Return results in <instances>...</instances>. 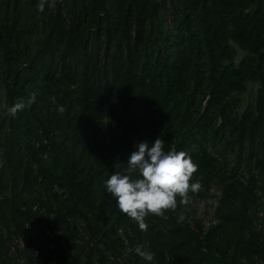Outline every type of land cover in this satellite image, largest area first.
<instances>
[{
    "label": "trees",
    "instance_id": "16d2710c",
    "mask_svg": "<svg viewBox=\"0 0 264 264\" xmlns=\"http://www.w3.org/2000/svg\"><path fill=\"white\" fill-rule=\"evenodd\" d=\"M0 264H264V0H0Z\"/></svg>",
    "mask_w": 264,
    "mask_h": 264
},
{
    "label": "rangeland",
    "instance_id": "374dc122",
    "mask_svg": "<svg viewBox=\"0 0 264 264\" xmlns=\"http://www.w3.org/2000/svg\"><path fill=\"white\" fill-rule=\"evenodd\" d=\"M242 56L243 52H240L239 59L242 58ZM257 87L258 85L251 86L249 91L242 96L244 105L253 99V92H256ZM218 196L217 190H213L210 192L208 197L195 201V207L198 208L202 218L205 220V223H208L211 220L212 210L218 200Z\"/></svg>",
    "mask_w": 264,
    "mask_h": 264
},
{
    "label": "built area",
    "instance_id": "2783aa9c",
    "mask_svg": "<svg viewBox=\"0 0 264 264\" xmlns=\"http://www.w3.org/2000/svg\"><path fill=\"white\" fill-rule=\"evenodd\" d=\"M213 190H217V188L216 187H212L211 188V191H213ZM210 191V192H211ZM217 192H218V195H220V191L219 190H217ZM218 198H219V196H218ZM217 202H218V200H217ZM217 202L215 203V206H216V204H217ZM215 206L213 207V210H212V215H213V212H214V209H215ZM198 209V208H197ZM199 211V210H198ZM200 213V212H199ZM200 216H201V214H200ZM202 217V216H201ZM211 218H212V216H211ZM204 220V219H203ZM204 223H205V220H204ZM210 222H208V223H205L206 225H208Z\"/></svg>",
    "mask_w": 264,
    "mask_h": 264
},
{
    "label": "water",
    "instance_id": "95a60500",
    "mask_svg": "<svg viewBox=\"0 0 264 264\" xmlns=\"http://www.w3.org/2000/svg\"><path fill=\"white\" fill-rule=\"evenodd\" d=\"M241 127H243V123H240Z\"/></svg>",
    "mask_w": 264,
    "mask_h": 264
}]
</instances>
